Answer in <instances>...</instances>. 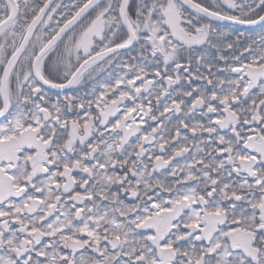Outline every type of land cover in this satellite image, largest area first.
<instances>
[{"label": "snow or ice", "instance_id": "obj_1", "mask_svg": "<svg viewBox=\"0 0 264 264\" xmlns=\"http://www.w3.org/2000/svg\"><path fill=\"white\" fill-rule=\"evenodd\" d=\"M0 264H264V0H0Z\"/></svg>", "mask_w": 264, "mask_h": 264}, {"label": "flooded vegetation", "instance_id": "obj_2", "mask_svg": "<svg viewBox=\"0 0 264 264\" xmlns=\"http://www.w3.org/2000/svg\"><path fill=\"white\" fill-rule=\"evenodd\" d=\"M65 2H67V0H65ZM235 27H236V26H235ZM237 28H239L240 31H243V30H244L243 27H238V26H237Z\"/></svg>", "mask_w": 264, "mask_h": 264}]
</instances>
